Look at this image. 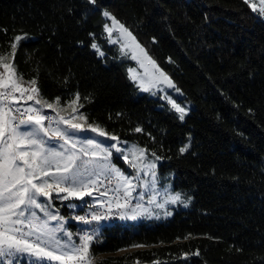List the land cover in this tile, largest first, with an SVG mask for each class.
Returning a JSON list of instances; mask_svg holds the SVG:
<instances>
[{"label":"trees","instance_id":"16d2710c","mask_svg":"<svg viewBox=\"0 0 264 264\" xmlns=\"http://www.w3.org/2000/svg\"><path fill=\"white\" fill-rule=\"evenodd\" d=\"M104 10L193 103L183 121L139 93ZM19 33L35 38L19 43L14 66L39 97L64 106L79 92L89 123L154 152L159 174L193 197L166 222L104 225L90 264H264V18L248 2L0 0V55Z\"/></svg>","mask_w":264,"mask_h":264},{"label":"snow or ice","instance_id":"6c2138e0","mask_svg":"<svg viewBox=\"0 0 264 264\" xmlns=\"http://www.w3.org/2000/svg\"><path fill=\"white\" fill-rule=\"evenodd\" d=\"M87 2L95 6L97 0H87ZM245 2L247 3L248 0H245ZM261 11L264 12V8ZM102 15L111 21V25L104 24V30L108 33L110 43L116 44L118 39L122 38L130 40L131 44L145 55L153 67H156V62L147 56L145 50L136 41L135 36L124 24L107 10H104ZM114 31L119 32L118 39L111 38ZM89 35L94 36L93 33H89ZM26 37V33H21L11 38V62L5 63L6 57L0 56V67L4 69L3 72H0V264H5V260H7V264H16L17 254L32 257L30 264H51L54 261H58L60 264H89V248L94 239L93 235L83 234L79 236L78 242L73 241L72 233L65 231L63 225L50 228L47 221L39 222L40 217L35 212L29 211L26 215L25 210L36 208L48 220L63 219L57 214L49 212L47 210L48 206L39 202L38 197H46L51 200L53 192L57 194L67 193L68 195L62 197L65 200L71 196L79 199H83L84 196H91L92 192L88 190L89 186L96 183V180L92 177L103 175L104 172L114 173L121 182L124 202L120 203V197L117 196V207L125 208L128 207V198L134 190L133 181L115 166L109 168L107 164L100 165L97 163L95 168H89V165L99 159L108 160L112 153L107 148L101 149V151L107 152V155L100 157L97 152L89 153L86 148L82 147L80 152L86 157L91 156L92 159L89 160H81L80 155L75 152L65 155L63 152H57L54 147L46 149V141L41 138L40 133H43L44 136H59L61 139H65V143H68L65 138L66 134L58 128L50 133L49 128L44 126L47 117L42 115L38 108L28 107L23 112L19 108L13 110L11 104L19 103L26 94L27 100H34L36 104H41V99L38 98L39 88L36 87V79L29 82L31 87L24 86L21 83L23 76L17 74L14 66L18 45ZM90 46L100 56H104V53L100 51V47L95 42ZM127 46V44H122V49ZM133 59H136L135 55ZM157 71L169 87H175L166 73L158 68ZM130 78L136 79L134 75ZM140 87L142 91H149L148 87L143 85ZM176 90L179 91V89ZM17 92L20 94L19 96L15 95ZM74 95L75 99L71 101L72 104H76L80 100L79 92ZM55 99L56 102H59L60 97ZM85 99H89V97L86 96ZM169 103L172 104L176 112L180 113L179 119L183 120L186 114L185 109L171 99H169ZM79 106L83 107V104ZM42 107L53 108V104L45 103ZM77 111L78 109H73V113ZM75 118V116L70 119L60 117L57 123L63 122L69 125L70 128L80 129V124L72 123V119ZM33 125L35 127H32ZM91 131L96 132L99 136L107 135L99 126L91 127ZM134 131L141 132L142 129L136 127ZM111 139L118 140V137L112 136ZM190 143L189 141V144L180 148L181 154L188 150ZM86 144L93 148L100 147L92 139L87 140ZM109 147L116 148L117 152H122L115 144ZM145 153L146 149L133 145L131 150L132 161L128 160L127 155L122 157L125 162L130 163L132 168L137 169V177L142 170L138 168V161L145 158ZM152 155L155 156L156 154L153 152ZM156 159L158 160L160 157L156 156ZM61 160L63 166H61ZM78 160L81 161L79 165L77 164ZM53 163H55V172L52 171ZM148 167L154 169L155 165L150 164ZM152 176L155 178L154 171ZM76 185H79L82 190L77 189ZM114 191L119 193L121 187H117ZM179 200L180 196L177 195L166 202L176 203ZM190 200L191 197H188V201ZM182 203L187 206V202L182 201ZM135 207L140 208L142 206L137 204ZM157 207L163 208L164 204H157ZM165 214L171 215L170 212ZM131 218L135 219L136 217L133 215ZM77 219L88 223L84 217H77ZM93 219L99 220L101 217L93 216ZM57 232H61L67 239L62 241V237L58 238L56 236ZM135 246L141 247L142 245ZM196 255H199V252Z\"/></svg>","mask_w":264,"mask_h":264},{"label":"rangeland","instance_id":"374dc122","mask_svg":"<svg viewBox=\"0 0 264 264\" xmlns=\"http://www.w3.org/2000/svg\"><path fill=\"white\" fill-rule=\"evenodd\" d=\"M248 3L252 11L256 15L264 18V12L261 11V9L264 8V0H248ZM106 19L107 23L111 25V21L108 18ZM105 35L109 42L108 33L106 31ZM119 36V32L114 31L111 38L118 39ZM34 38V35L27 34V37L22 41L32 40ZM122 44H127L128 46L122 49ZM115 45L118 46L120 57L123 60H129L131 62V64H129L127 67V74L129 78L133 75L136 77V79H130L136 85L139 93L147 94L153 98H158L163 106H167L174 112L176 111L175 109H173L172 104L169 103V99L175 101L185 109V119L188 113L192 110L193 103L185 99L184 93L179 88H177L176 86L174 88L169 87L168 84L163 81V79L159 76V71H157V68L160 70L162 69L157 64V62L147 53L145 48L141 44H139L145 50L147 56L151 57V59L156 62V67H153V65L149 62L145 55L141 53L138 48H135V46L131 44L130 40L123 38L118 39V42ZM134 55L136 56V59H133ZM0 56L6 57L4 61L5 63L11 62V48L7 53L1 54ZM130 70L133 71L130 72ZM3 71L4 69L0 67V72ZM30 81L31 80L23 79L21 83L26 87H31L29 83ZM171 81L173 82L172 79ZM141 85H143L144 87H148L149 91H142L140 87ZM176 89H179V91H177ZM15 95L19 96L20 94L17 92ZM38 98L41 99V104H36L34 100H27L26 94L19 103L11 104V107L14 111L16 108H19L22 111H24L28 107L38 108L40 109L41 114L47 117V119L44 121V126L49 128L50 133L52 132V130L58 128L61 132L66 134L65 138L68 140V143H65V139H61L59 136H44L43 133H40L39 135L41 136V138L46 141V149L54 147L57 152H63L65 155L71 152H75L77 155H80L81 160H89L92 159L91 156L86 157L80 152V149L82 147L86 148L89 153L93 151L97 152L100 157L107 155V152L101 151V149L107 148L108 151L112 153L108 160L105 161L103 159H99L92 165H89V168H95L97 163L100 165L107 164L109 168L115 166L125 176H127L129 179H132L134 190L132 191V195L128 198V207H117V196L120 197V203L124 202V198L122 195V184L116 178L114 173L109 174L108 172H104L103 175L92 177V179L96 180V183L89 186L88 190L92 192L91 196H84L83 199L71 196L67 200H65L62 199V197L68 195L67 193L61 192L57 194L56 192H53L51 200L46 197H38L39 202H42L43 204L48 206L47 210L49 212L57 214L63 219L48 220L44 216V214L36 208H32L30 210L26 209V215L29 211L35 212L36 215L40 217L39 222L42 223L44 221H47V224L50 228H54L57 225H63L65 231L72 233L73 241L78 242L79 236L83 235V232L89 228L91 229V234L89 235H93L94 239H96L104 225L111 224L113 222H118L120 224L138 223L141 221L166 222L173 217L175 210L188 209L191 207L193 203V197L185 190L174 188L172 181L173 174H159L158 165L160 164L161 159L157 160L156 155L153 156L146 150L145 158L138 161V168L142 169L139 172L138 177L136 175L137 169L132 168L130 163L125 162V160L122 158L124 155H127L128 160L132 161V146L135 145L136 147L146 149L145 147L132 141L120 138H118V140H112L111 137L116 135L107 132L104 128L97 124L89 123L86 120L85 116L79 112V110L76 113H73L74 108L78 109L77 103L72 104L70 102L69 104L63 106L56 101H49L41 97ZM45 103H52L53 108L42 107V105ZM176 114L178 115V117L180 116V113L176 112ZM73 116H75L76 118L72 119V123L80 124V129L70 128L69 125L64 124L63 122L57 123L60 117L70 119ZM90 126H99L107 133V135L99 136L96 132L91 131ZM32 127L35 126L33 125ZM190 138L191 137L189 136L184 145L189 144ZM89 139L96 141L100 145V147L93 148L87 146L86 141ZM113 144H115L117 148H120L122 152H117L116 148L109 147ZM73 145H75V147H73ZM80 162L81 161L78 160L77 164L79 165ZM119 162L122 163L120 164ZM150 164L155 165L154 169H150L148 167ZM61 166H63L62 160ZM52 171L55 172V163H53L52 165ZM153 171L155 172V178H153L152 176ZM35 182L38 183L39 181ZM76 187L77 189H80L79 185H76ZM117 187H121V191L119 193L114 191V189H116ZM177 195L180 196V200L176 203L166 202L170 201L171 198ZM188 197H191L190 201H188ZM149 201L152 202L150 203ZM182 201L187 202V206H185ZM137 204L141 205L142 207L136 208L135 206ZM157 204H164V207L159 208L157 207ZM97 210H100V212ZM106 212H112V215L114 216L108 220H105L103 218V215ZM167 212H170L171 215H166L165 213ZM133 215H135V219L131 218ZM93 216H99L101 217V219L94 220ZM77 217H84L88 221V223H84L83 221L77 219ZM56 236L58 238L62 237V241L67 239V237L63 236L61 232H57ZM32 259V257L25 254H17L16 264H30ZM90 262L91 259L89 256V264ZM5 264H7V260H5ZM51 264H60V262L54 261L51 262Z\"/></svg>","mask_w":264,"mask_h":264},{"label":"built area","instance_id":"2783aa9c","mask_svg":"<svg viewBox=\"0 0 264 264\" xmlns=\"http://www.w3.org/2000/svg\"><path fill=\"white\" fill-rule=\"evenodd\" d=\"M20 111L23 112L22 110H20ZM24 118H26V117H24ZM97 211L100 212V210H97ZM103 216H104L103 218H104L105 220H108V219L112 218L114 215H112V212H111V213L106 212ZM83 234H91V229H90V228H89V229H86V230L83 232Z\"/></svg>","mask_w":264,"mask_h":264}]
</instances>
